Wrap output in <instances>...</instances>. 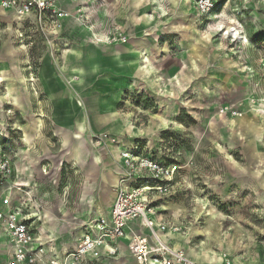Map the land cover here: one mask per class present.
I'll use <instances>...</instances> for the list:
<instances>
[{"label":"rangeland","instance_id":"1","mask_svg":"<svg viewBox=\"0 0 264 264\" xmlns=\"http://www.w3.org/2000/svg\"><path fill=\"white\" fill-rule=\"evenodd\" d=\"M187 1L58 0L62 17L42 26L0 8V147L14 169L0 207L41 217L47 250L104 218L89 209L131 186L118 158L136 146L173 171L148 201L176 243L216 264H262L264 93L247 67L264 58V0H220L203 21Z\"/></svg>","mask_w":264,"mask_h":264},{"label":"built area","instance_id":"2","mask_svg":"<svg viewBox=\"0 0 264 264\" xmlns=\"http://www.w3.org/2000/svg\"><path fill=\"white\" fill-rule=\"evenodd\" d=\"M219 1L189 0L200 21L216 10ZM0 8L19 19L32 17L34 23L41 26L62 17L58 0H0ZM258 68L264 76V58L259 60ZM219 113L234 115L237 112L221 108ZM120 156L122 166L128 172L130 183H127L131 186L122 183L118 187L109 218L89 224L76 248L62 258L52 254L54 246L47 250L40 243L34 226L41 217L28 212L21 204L9 206L6 203L0 208V243L11 251L6 264H98L102 259H115L119 254L118 243L128 238L131 222H137L140 230L130 238L129 253L135 264H197L166 240L179 229L157 222L148 201L152 193L165 195L168 192L173 171L139 155L136 146L125 149ZM13 173L10 159L0 147V183L7 182ZM224 264H231V261L226 259Z\"/></svg>","mask_w":264,"mask_h":264},{"label":"crops","instance_id":"3","mask_svg":"<svg viewBox=\"0 0 264 264\" xmlns=\"http://www.w3.org/2000/svg\"><path fill=\"white\" fill-rule=\"evenodd\" d=\"M193 12V11H192ZM114 60H118V62L121 64V60L120 59H117L116 57H114ZM91 66V65H90ZM258 66V65H257ZM76 69V68H74ZM247 74L249 75V78H252L254 77V83L257 85V90L261 89L264 93V76H262V74L260 73L259 71V68L257 67V69H254V68H251L250 66L247 67ZM260 74V75H258ZM260 76V77H259ZM256 81V82H255ZM122 84L120 83H117V86L119 87H123V86H120ZM263 88V89H262ZM255 92V91H254ZM122 92L121 91H117L113 94L112 98H111V102L109 103H106L105 105L107 106L106 110L108 109V111H112L113 107L115 106V104L117 102H119L120 100V96H121ZM254 94V93H253ZM258 100V99H257ZM259 101V100H258ZM261 101H262V106H259L261 108H263V113H264V98H261ZM262 112V110H261ZM71 113V110H70V106H69V103H66L65 105V108H64V114L65 115H69ZM83 121L82 119H78L76 121V125H77V128L79 130V132H81L83 129H84V126H83ZM81 125V128L80 126ZM118 161L121 163V159L118 158ZM94 165H97L95 163V160H94ZM14 170V169H13ZM112 170V169H111ZM114 170V169H113ZM116 170V169H115ZM117 171V170H116ZM118 172V171H117ZM106 175V174H105ZM117 178L116 175H113L111 180H110V183L112 184V186L115 184L114 182V179ZM118 179V178H117ZM10 180L9 179L5 185H8L10 184ZM102 181H105L106 182V178L102 175L101 178L99 179V186L97 188V192L99 191V187L101 186V183ZM97 192L95 194L94 197L91 198V201L93 198H96V195H97ZM109 193V194H108ZM112 194V195H111ZM110 195V196H109ZM116 195V194H115ZM110 197V198H109ZM88 197H86L85 194H83L82 196V200L83 201H88ZM115 198H114V193L111 192L110 190H107V192H105V195L103 194L102 196L99 195V197L96 199L94 205H93V208L95 210V213L92 211V209H89L91 211V213L93 214V217L95 214H97L98 216L97 217H104V218H109L110 216V211H111V207L113 205V202H114ZM111 202V203H110ZM88 204H90V201L86 202ZM1 208V207H0ZM3 208V207H2ZM102 214V215H101ZM41 215V214H40ZM101 215V216H100ZM93 219V218H92ZM156 221L159 222V223H164L163 221L159 220L157 218V216L155 217ZM166 224V223H164ZM40 227V226H39ZM39 229V228H38ZM37 229V230H38ZM40 233V232H39ZM127 233H128V238L125 240H121L119 241L118 243V248H119V254L118 256L115 258V259H102L101 261L98 262V264H135L134 260L132 259L130 253H129V245H130V238L133 234H139L140 233V230L138 228V223L137 222H131L129 225H128V230H127ZM1 232H0V237H1ZM83 235V232L81 234L80 237L78 238H75V240L71 243L70 247L68 248H61L59 246V244H55V251L52 253L53 255L57 256L58 258H62L64 257L67 253L73 251L78 242H79V239L82 237ZM174 236L176 235H179V234H170L166 237V240L170 243V245L175 249V250H183L185 253H186V256L195 261L197 264L198 261H202L204 259H206L205 261L207 262V264H216L215 260H211V259H208V258H202V256H195V254H193L192 252H190L185 246L184 244H182L184 242V238L181 242V244L179 242H175L173 239H174ZM173 238V239H172ZM57 240V239H56ZM176 243V244H175ZM57 245V246H56ZM60 247V248H58ZM10 248H8L5 244H2L0 243V264H6L7 260L9 259V255H10ZM101 252H104V249H101ZM235 260V259H234ZM233 260V261H234ZM236 264H238V260L236 259ZM234 262H231V264H235ZM97 264V263H96ZM224 264V260H223V263ZM262 264H264V257L262 258Z\"/></svg>","mask_w":264,"mask_h":264},{"label":"bare ground","instance_id":"4","mask_svg":"<svg viewBox=\"0 0 264 264\" xmlns=\"http://www.w3.org/2000/svg\"><path fill=\"white\" fill-rule=\"evenodd\" d=\"M188 1L187 0H183V2H182V4L183 5H185V7L187 8V6H188V3H187ZM231 31H233L234 32V36L236 37V35L238 34L237 32H236V30H235V28L233 29V30H231ZM80 71V70H79ZM79 73H81V71L79 72ZM80 80H81V78L78 80L79 82H80ZM259 110V112H258V114H263V111L261 112V109H258ZM80 126V128H81V125H79ZM83 131V130H82ZM94 160H95V162L97 163V162H99V159L97 158V157H95L94 158ZM117 181H118V179H115L114 180V182H115V184H117ZM111 192H112V190H111ZM114 192V191H113ZM109 194V193H108ZM112 195V194H111ZM110 196V195H109ZM110 198V197H109ZM111 203V202H110ZM102 215V214H101ZM100 215V216H101ZM41 231H42V229H41ZM52 233V232H51ZM174 238H177V237H175L174 236ZM178 239V238H177ZM176 241V240H175ZM180 244H181V242H180ZM198 255V254H197ZM206 259H204V260H202V261H198V263L199 264H207V262L205 261Z\"/></svg>","mask_w":264,"mask_h":264}]
</instances>
